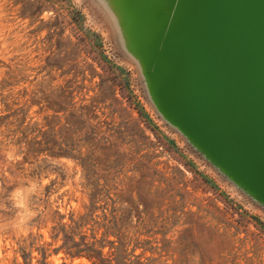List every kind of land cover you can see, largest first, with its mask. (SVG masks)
Here are the masks:
<instances>
[{
    "label": "rangeland",
    "instance_id": "374dc122",
    "mask_svg": "<svg viewBox=\"0 0 264 264\" xmlns=\"http://www.w3.org/2000/svg\"><path fill=\"white\" fill-rule=\"evenodd\" d=\"M143 72L88 0H0V264H94L57 233L89 204L143 264H264V200L172 132Z\"/></svg>",
    "mask_w": 264,
    "mask_h": 264
},
{
    "label": "water",
    "instance_id": "95a60500",
    "mask_svg": "<svg viewBox=\"0 0 264 264\" xmlns=\"http://www.w3.org/2000/svg\"><path fill=\"white\" fill-rule=\"evenodd\" d=\"M181 7V43L166 31L157 45L141 47L154 53L148 64L162 76L163 110L264 200V0H182ZM122 47L133 59L132 47ZM180 51L182 73L170 59Z\"/></svg>",
    "mask_w": 264,
    "mask_h": 264
},
{
    "label": "crops",
    "instance_id": "0c3cea01",
    "mask_svg": "<svg viewBox=\"0 0 264 264\" xmlns=\"http://www.w3.org/2000/svg\"><path fill=\"white\" fill-rule=\"evenodd\" d=\"M88 1L99 16H101L107 28L116 34L120 45L122 46L123 41H126L130 47H132L134 51L132 60L140 73L144 74L143 68L146 69L147 79L149 80L147 85L153 93H155L154 95H156L155 98L157 103L160 109L163 110L165 108V106H163L164 104H162L164 101L159 100L160 98L157 93V89L160 87V85H158L160 82L157 80L160 77L158 76L160 72L156 70V66H154L151 71L150 63L148 64V61H153L151 54L154 53L152 51L150 52V50L149 52H143L141 47H152L157 45V41L160 39L159 37L163 32H165L166 35V31L169 32L175 45L181 43V39L177 38V36L182 35V23H180V21L182 20V13H186V10H182V7H180V5L182 6V0H176V2L175 0ZM178 2H180L179 6H177ZM176 8H179V10L177 9L178 12L175 11ZM175 14H177L178 17L176 16L175 18ZM160 78H162V76ZM155 107L158 110L157 105ZM163 112L168 116L169 120L166 119L161 112L160 114L169 125L172 132L175 134L179 133L183 137L182 132H186L182 129V126L166 113V111L163 110ZM186 136L189 137L188 135Z\"/></svg>",
    "mask_w": 264,
    "mask_h": 264
},
{
    "label": "trees",
    "instance_id": "16d2710c",
    "mask_svg": "<svg viewBox=\"0 0 264 264\" xmlns=\"http://www.w3.org/2000/svg\"><path fill=\"white\" fill-rule=\"evenodd\" d=\"M116 211L113 204L110 208L102 204H89L76 217L71 213L69 222L61 223L57 228L63 240L62 246L70 254L87 255L93 259L94 264H143L139 254H134L132 249L127 250L125 236L116 232ZM87 229L89 233L85 232ZM108 235L114 237L109 238ZM106 245L108 250L104 252L103 247Z\"/></svg>",
    "mask_w": 264,
    "mask_h": 264
}]
</instances>
